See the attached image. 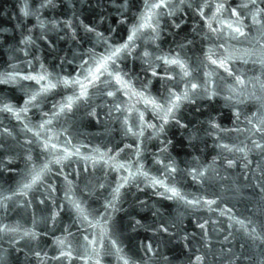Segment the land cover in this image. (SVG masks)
<instances>
[{
    "label": "water",
    "instance_id": "95a60500",
    "mask_svg": "<svg viewBox=\"0 0 264 264\" xmlns=\"http://www.w3.org/2000/svg\"><path fill=\"white\" fill-rule=\"evenodd\" d=\"M0 264H264V0H0Z\"/></svg>",
    "mask_w": 264,
    "mask_h": 264
}]
</instances>
